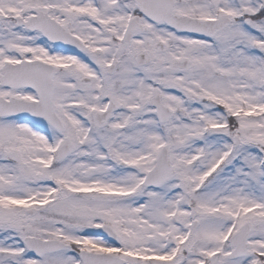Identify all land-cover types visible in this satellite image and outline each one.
Listing matches in <instances>:
<instances>
[{
	"label": "snow or ice",
	"instance_id": "snow-or-ice-1",
	"mask_svg": "<svg viewBox=\"0 0 264 264\" xmlns=\"http://www.w3.org/2000/svg\"><path fill=\"white\" fill-rule=\"evenodd\" d=\"M0 264H264V0H0Z\"/></svg>",
	"mask_w": 264,
	"mask_h": 264
}]
</instances>
